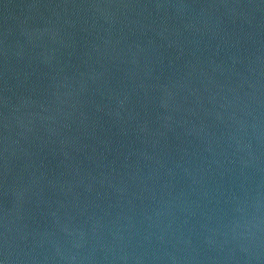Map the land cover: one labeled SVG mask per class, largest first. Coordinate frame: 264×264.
<instances>
[{"label": "water", "instance_id": "obj_1", "mask_svg": "<svg viewBox=\"0 0 264 264\" xmlns=\"http://www.w3.org/2000/svg\"><path fill=\"white\" fill-rule=\"evenodd\" d=\"M0 264H264V0H0Z\"/></svg>", "mask_w": 264, "mask_h": 264}]
</instances>
